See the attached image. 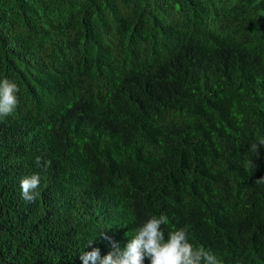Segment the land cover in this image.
<instances>
[{
    "label": "trees",
    "instance_id": "1",
    "mask_svg": "<svg viewBox=\"0 0 264 264\" xmlns=\"http://www.w3.org/2000/svg\"><path fill=\"white\" fill-rule=\"evenodd\" d=\"M5 78L0 264H83L161 213L264 264V0H0Z\"/></svg>",
    "mask_w": 264,
    "mask_h": 264
},
{
    "label": "clouds",
    "instance_id": "2",
    "mask_svg": "<svg viewBox=\"0 0 264 264\" xmlns=\"http://www.w3.org/2000/svg\"><path fill=\"white\" fill-rule=\"evenodd\" d=\"M18 85L5 78L0 80V117L11 115L18 106L19 99ZM258 144L264 145L261 139L251 145V148L258 154ZM36 164L48 168L51 161H41L36 158ZM256 183H264V177L257 179ZM40 185L39 174L26 176L20 181L21 196L26 202H35L40 193L37 190ZM168 223V217L161 213L159 216H151L136 234L128 241L124 248L118 243L111 241L112 250L103 257L99 248H92L91 251H83L80 259L83 264H144L145 257H149L151 264H222L220 260L209 250L203 247L195 248L189 241L187 227L178 228L165 232L162 225ZM104 239L111 240L104 236ZM93 240L89 241L91 245Z\"/></svg>",
    "mask_w": 264,
    "mask_h": 264
}]
</instances>
